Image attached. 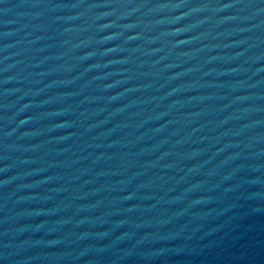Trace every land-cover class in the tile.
I'll use <instances>...</instances> for the list:
<instances>
[{
	"label": "water",
	"instance_id": "obj_1",
	"mask_svg": "<svg viewBox=\"0 0 264 264\" xmlns=\"http://www.w3.org/2000/svg\"><path fill=\"white\" fill-rule=\"evenodd\" d=\"M0 264H264V0H0Z\"/></svg>",
	"mask_w": 264,
	"mask_h": 264
}]
</instances>
